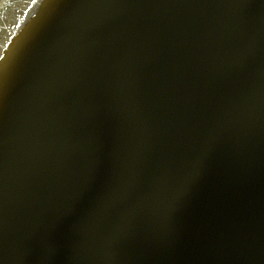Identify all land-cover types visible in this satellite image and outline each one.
Masks as SVG:
<instances>
[{
	"label": "water",
	"instance_id": "1",
	"mask_svg": "<svg viewBox=\"0 0 264 264\" xmlns=\"http://www.w3.org/2000/svg\"><path fill=\"white\" fill-rule=\"evenodd\" d=\"M0 264H264V0H0Z\"/></svg>",
	"mask_w": 264,
	"mask_h": 264
}]
</instances>
